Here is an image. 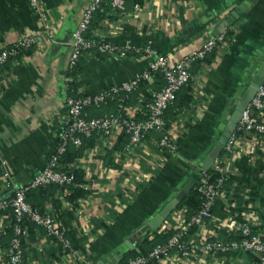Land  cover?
Listing matches in <instances>:
<instances>
[{
    "label": "crops",
    "instance_id": "1",
    "mask_svg": "<svg viewBox=\"0 0 264 264\" xmlns=\"http://www.w3.org/2000/svg\"><path fill=\"white\" fill-rule=\"evenodd\" d=\"M89 1L38 0V13L27 0H0V50L35 35L32 46L0 67V198L28 183L57 148L67 122L66 97L73 80L67 67L72 32ZM236 8L240 14L233 19L231 12ZM261 12L264 0H127L122 13L108 3L100 6L87 30L90 39L117 46H149L167 56L170 65L212 36L226 34L228 45L194 63L189 91H179L166 113L178 145L176 158L162 156L153 134L126 152L127 135L94 133V144L68 167L80 174L87 195L72 202L56 191L44 201V211L55 217L57 227L62 223L56 207L71 211V225L83 247L68 251L35 225L25 228L20 264H95L115 255L120 262L142 239L162 231L168 235L166 241L174 233L172 227L180 220L176 211L183 210L185 215L183 207L172 210L154 231L146 228V221L187 183L193 173L188 164L200 161L212 148L220 134L218 125L226 122L228 109L264 57ZM148 61L143 53H82L75 70L76 93L94 94L131 79ZM183 93L190 95L188 102L180 99ZM142 98L141 92L133 93L127 109L143 116ZM114 107L88 108L86 115L97 117ZM222 156L224 150L218 158ZM226 161L225 185L234 182L239 187L236 203L226 211L225 203L219 201L215 211L221 208V214L215 213V221L199 227V232L190 229L186 240L237 238L229 232L231 215L235 222H247L253 232L264 236L263 152L252 147ZM9 226L7 213L0 214V264H9ZM259 262L257 253L236 250L224 255L194 254L188 261L171 254L151 264Z\"/></svg>",
    "mask_w": 264,
    "mask_h": 264
},
{
    "label": "built area",
    "instance_id": "2",
    "mask_svg": "<svg viewBox=\"0 0 264 264\" xmlns=\"http://www.w3.org/2000/svg\"><path fill=\"white\" fill-rule=\"evenodd\" d=\"M31 8L41 13L38 0H27ZM103 3H108L118 13L126 9L127 0H90L72 32L71 51L68 57V69L71 70L82 53L96 51L99 54H117L125 56L128 53L142 54L149 58L146 68L136 73L131 79L122 81L117 85L94 93L83 94L76 97H66L67 122L59 135L56 150L50 155L47 164L26 184L15 187L11 196L0 198V212L10 213L14 222L11 224L12 237L7 254L9 264L22 262V237L26 230L22 226L24 220H28L42 227L48 234L65 249L71 250L70 240L64 231L55 225V217L48 211H40L33 208L26 201V192L37 187H45L52 184L68 185L75 181L73 170L65 169L60 164L61 156L66 152L69 144L79 146L82 138H88L94 133H100L104 137L113 135H127L128 142L124 146L126 152L141 144L150 132H156V146L162 156L166 154L175 156L178 145L171 127L166 126L165 112L173 102L178 91L188 84L192 78L191 68L196 62L203 61L212 52L228 45L226 34H219L208 38L200 47L183 55L178 61L170 65L167 56L158 53L149 46L139 47L126 43L117 46L108 41L89 39L85 36L94 13ZM138 9L139 5L134 4ZM35 35H27L13 41L9 46L0 50V67L22 50L32 46ZM159 72L164 80L163 86L152 93V98L146 102L141 114L142 119H137L134 111L127 109L125 102L130 94L136 90L142 81H151L153 73ZM114 101L116 108L112 112L97 117H87L86 110L92 107L107 106ZM259 148L264 155V84L259 86L254 97L242 111L240 120L233 133L230 135L225 147V156L217 158L211 166V171L216 174L212 179L209 170L201 171L197 180L196 190L201 199L200 208L189 217L183 210H177L180 220L172 228L175 231L168 239L154 246L148 254H138L122 262L114 264H151L166 256L174 255L177 260H189L192 255L219 253L227 254L236 250H244L259 255V264H264V236L253 232L251 226L244 221L235 222L233 216L229 220V232L238 235L237 238L202 240H186L185 234L190 229L213 223L215 216L212 208L216 202H223L226 211L229 205L236 203V183L225 185L227 175L224 164L239 153L248 152L251 148ZM71 165V164H70ZM69 165V166H70ZM83 186V184H80ZM198 235V234H197ZM151 237V235H150Z\"/></svg>",
    "mask_w": 264,
    "mask_h": 264
},
{
    "label": "trees",
    "instance_id": "3",
    "mask_svg": "<svg viewBox=\"0 0 264 264\" xmlns=\"http://www.w3.org/2000/svg\"><path fill=\"white\" fill-rule=\"evenodd\" d=\"M88 32H86L85 36L87 38H89V35L87 34ZM231 33V31L228 32V35ZM90 39V38H89ZM23 51V50H22ZM21 51V52H22ZM18 53L16 56L13 57H17L19 54ZM10 57L9 59L13 58ZM8 59V60H9ZM206 59V58H205ZM204 59V60H205ZM7 60V61H8ZM6 61V62H7ZM5 62V63H6ZM79 60L77 61V63L75 64V66L69 70V76L73 77V80L69 83V96L72 97H76L79 94L76 93V82H75V76H76V67L78 64ZM3 66V65H2ZM164 84V80L162 75L159 72L153 73V82L152 83H148L147 81H142L139 86L136 88V90L134 92H132L129 96V98L126 100L125 105L127 106V104H129L131 102V95H133V93H142V101H141V105H142V109H144V105L146 104V102H148L151 98H152V93L154 91L159 90ZM190 82L188 84H186L185 86H183L179 91L184 90L189 91L190 89ZM178 91V93H179ZM184 95H180V99L185 100V102L190 100V95H186L185 93H183ZM110 104H115L114 101H110L108 103V105ZM107 105V106H108ZM171 107V105L168 107V109L165 112L164 118L166 121V126L169 127V123L167 122V116L166 113L169 110V108ZM116 108V105L114 107V110ZM98 116H101L100 114ZM137 119H142L143 116H139L138 114L136 115ZM153 134L152 136H155V138H158V134L156 132H150L146 135V138L148 137V135ZM94 135L85 138H82V142L79 146H74L72 144H69L66 152L61 156L60 159V164L64 166L65 169H68L69 164L72 163L74 160H76L77 158L81 157L83 155V152L85 150V148L92 146V144H94ZM167 157L169 158H173L176 156H172L169 154H166ZM209 173L212 175V179L214 177H216V174L213 173L211 171V169H209ZM73 174L75 175V181L71 184L68 185H57V184H52V185H48L45 187H37V188H33L30 189L26 192V201L33 207L36 208L40 211H44V201L51 198L50 196H52L54 194V192L58 191L59 194H65V198L69 199L72 202H75V200L78 197H83L86 196L88 191H86L82 186H80V184H83V181L81 180V176L80 174L76 171L73 170ZM196 185L197 183L194 184V186L187 192V194L183 197V199L178 203L177 208H184L186 210V216H190L193 212H195L197 209L200 208L201 205V199L200 196L196 190ZM228 186V185H227ZM237 188H239L238 186H236V191ZM237 194H235V198H237ZM40 196H42L43 199H38ZM52 204H54V200L51 199ZM56 201V200H55ZM219 204L218 202H216V205ZM216 205L213 206L212 208V213L213 214H221V208L218 209V211H215V207H217ZM59 207H56V210L58 212V217L61 221V225L62 227L60 229H62L64 231L65 236L70 240V244H71V250L73 249H80L83 246L79 243V239H77L75 237V232L74 229L72 228L71 225V221H72V213L69 210H62L59 211L58 209ZM4 213V212H3ZM0 212V214H3ZM9 221H10V226L8 227V230L11 231L12 233V228H11V224L14 222L13 216L10 213L8 215ZM22 226L23 228H28L29 230H31L32 227L35 226L34 223L28 221V220H24L22 222ZM168 236L166 235V233L160 231V232H156L154 238L152 239H142L141 242L137 245V247L135 249H133L132 251H130L123 259L120 260V262L127 260L128 258L134 257L138 254H148L149 251H151V249L156 246L157 244H162L165 241V237ZM22 241V240H21ZM68 251H70L69 249H66Z\"/></svg>",
    "mask_w": 264,
    "mask_h": 264
},
{
    "label": "water",
    "instance_id": "4",
    "mask_svg": "<svg viewBox=\"0 0 264 264\" xmlns=\"http://www.w3.org/2000/svg\"><path fill=\"white\" fill-rule=\"evenodd\" d=\"M240 14L239 9H234L231 12V18H238ZM264 84V57L260 60L258 65L250 72L248 75L247 81L244 85V88L236 96V99L232 103L231 107L228 109L226 122L220 123L218 125V130L220 131L217 139L213 141L212 148L207 152L206 155L200 160L194 163H189L193 173L190 175L187 183L178 189L174 197L169 200L163 207L160 209L150 220L146 221V228L150 230H156L159 228L163 220L168 216V214L174 210L178 203L183 199L187 192L194 186L197 182L199 175L197 173L201 171H208L214 161L222 153L230 135L235 130L238 121L241 118L242 111L246 105L254 97L259 86ZM130 248H133V245L127 242ZM114 259H109L108 261L98 260L95 264H114L119 261V258L115 255Z\"/></svg>",
    "mask_w": 264,
    "mask_h": 264
},
{
    "label": "rangeland",
    "instance_id": "5",
    "mask_svg": "<svg viewBox=\"0 0 264 264\" xmlns=\"http://www.w3.org/2000/svg\"><path fill=\"white\" fill-rule=\"evenodd\" d=\"M263 17H264V13L261 12V13H260V18H259V19L262 20ZM257 18H258V17H257Z\"/></svg>",
    "mask_w": 264,
    "mask_h": 264
}]
</instances>
